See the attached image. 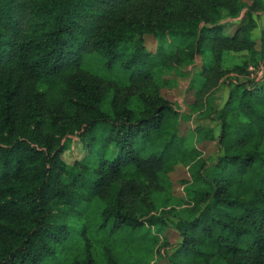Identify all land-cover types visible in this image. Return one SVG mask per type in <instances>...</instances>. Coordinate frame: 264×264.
I'll return each instance as SVG.
<instances>
[{"label": "trees", "instance_id": "trees-1", "mask_svg": "<svg viewBox=\"0 0 264 264\" xmlns=\"http://www.w3.org/2000/svg\"><path fill=\"white\" fill-rule=\"evenodd\" d=\"M263 16L264 0H0V264H139L134 240L169 215L168 264H264V78L235 67L250 79L209 114L213 177L159 92L190 79L199 100L227 53L254 62ZM75 139L85 154L71 165ZM185 164L191 207L154 214Z\"/></svg>", "mask_w": 264, "mask_h": 264}, {"label": "rangeland", "instance_id": "rangeland-1", "mask_svg": "<svg viewBox=\"0 0 264 264\" xmlns=\"http://www.w3.org/2000/svg\"><path fill=\"white\" fill-rule=\"evenodd\" d=\"M264 25V16L259 22V32L256 30L252 34V39L257 43V53L255 56V61L253 62L249 53H227L222 69L224 74L220 79L214 80L208 91L198 100L194 93L189 90L190 79H178V82H170L164 87L160 88L161 95L170 100L175 104L177 111L179 112V117L177 119V126L179 130V136L185 141V146L189 151L195 149L201 152L200 157H198V162H206L208 166L206 167L205 176H215L217 174V169L215 168L220 150L216 144V140L221 133V127L219 123L210 121L209 114L213 110L221 109L227 102L230 92V83L235 80H248L249 74H244V76L238 75L234 68L237 66L247 67L248 73H250L251 68H256L258 65L254 63H262L264 60V46L262 45V27ZM149 46L154 48L153 42L149 43ZM169 79L173 78V75L168 76ZM175 78V77H174ZM180 127V128H179ZM202 129L206 131L205 136L210 138L208 142H202V137L204 133L197 131V129ZM204 131V132H205ZM104 132L102 128L97 131L98 143L101 142ZM201 142V143H200ZM99 145V144H98ZM113 147H110L108 152V158H113ZM85 154V149L82 144L75 139L70 150H68L64 155V160L68 164H74L76 160H80ZM192 165L185 164L179 166L177 170L170 175L174 183V188L171 193L162 194L157 198L158 204L165 206L166 203H170L169 207H161L156 215L163 211H178L182 213L187 211L190 206V198L188 189H190L193 181L190 168ZM210 177V178H211ZM172 199L169 201V198ZM156 202V200H155ZM165 221L169 223L170 227L163 231L161 234L158 233L157 229L149 228L145 229L142 234L146 237L139 235L133 243V254L135 258L139 261V264H168L165 257L157 252L158 246L161 241L164 242L165 239L170 245L178 244L179 237L174 232L173 224L177 219L174 217L166 216ZM159 237H157V236ZM105 235L103 234L102 237ZM111 242L121 241L127 243L128 238H120L118 235L112 237H106ZM159 238V239H158ZM103 263V262H102ZM101 264V263H100ZM133 264L134 261H133Z\"/></svg>", "mask_w": 264, "mask_h": 264}, {"label": "built area", "instance_id": "built-area-1", "mask_svg": "<svg viewBox=\"0 0 264 264\" xmlns=\"http://www.w3.org/2000/svg\"><path fill=\"white\" fill-rule=\"evenodd\" d=\"M251 77L255 81H261L264 78V61L260 63L256 68H251Z\"/></svg>", "mask_w": 264, "mask_h": 264}, {"label": "crops", "instance_id": "crops-1", "mask_svg": "<svg viewBox=\"0 0 264 264\" xmlns=\"http://www.w3.org/2000/svg\"><path fill=\"white\" fill-rule=\"evenodd\" d=\"M257 30H258L257 32H259V30H261V29L258 28Z\"/></svg>", "mask_w": 264, "mask_h": 264}]
</instances>
